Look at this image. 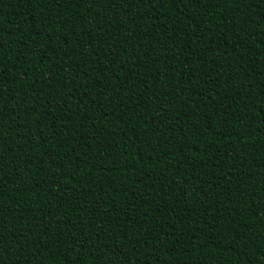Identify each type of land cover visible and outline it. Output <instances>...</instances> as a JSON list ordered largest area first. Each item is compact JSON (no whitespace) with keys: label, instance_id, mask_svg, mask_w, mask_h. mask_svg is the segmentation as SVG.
Segmentation results:
<instances>
[{"label":"trees","instance_id":"obj_1","mask_svg":"<svg viewBox=\"0 0 264 264\" xmlns=\"http://www.w3.org/2000/svg\"><path fill=\"white\" fill-rule=\"evenodd\" d=\"M0 264H264V0H0Z\"/></svg>","mask_w":264,"mask_h":264},{"label":"snow or ice","instance_id":"obj_2","mask_svg":"<svg viewBox=\"0 0 264 264\" xmlns=\"http://www.w3.org/2000/svg\"><path fill=\"white\" fill-rule=\"evenodd\" d=\"M156 2H158V3H162L163 0H156ZM192 2L195 3V2H198V0H192Z\"/></svg>","mask_w":264,"mask_h":264}]
</instances>
